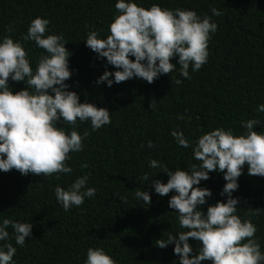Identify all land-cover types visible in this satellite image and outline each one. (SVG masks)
Instances as JSON below:
<instances>
[{"label": "trees", "instance_id": "16d2710c", "mask_svg": "<svg viewBox=\"0 0 264 264\" xmlns=\"http://www.w3.org/2000/svg\"><path fill=\"white\" fill-rule=\"evenodd\" d=\"M150 8L158 3L164 8L194 10L202 18L207 15L218 24V31L209 42L208 62L197 72L189 73L191 80L179 75L178 56L172 63L176 70L160 75L149 84L140 78H131L119 84H97L105 71L117 69L101 59L86 46L87 32L99 33L106 39L109 25L116 13L117 0H0V40L8 35L21 41L29 24L36 17L50 21L46 34H63L65 47L72 54L69 68L72 76L65 83L75 91L80 103H92L107 108L112 123L105 125L84 140L81 152L70 153L67 161L73 169L70 174L55 176L21 175L15 169L0 171V223L4 218L33 224L32 234L24 247L15 244L11 227L8 241L17 247L14 264H85L87 249L102 248L117 264H180L174 254L175 244L165 249L155 245L186 231L179 227L178 213L169 207L176 193L160 196L155 192L154 181L167 183L169 177L162 168H150L149 161L156 159L168 168L189 170L199 164L193 157L192 147L176 144L171 132L183 131L190 141L216 128L232 129L242 135L241 122L258 118L261 125L255 131L264 132V113L255 109L264 104V0H130ZM222 12L213 16L210 9ZM89 25L88 29L85 25ZM30 64L35 71L43 49L31 42H23ZM131 59H135L131 57ZM146 62V61H145ZM171 77L181 79L176 85ZM114 80V76L110 77ZM13 92L27 87L26 82L9 80ZM51 93V90H49ZM155 109L150 108V103ZM183 115L184 119H178ZM70 133L72 126L61 120L57 124ZM76 130L82 135L90 130V121L80 123ZM151 140L156 147H147ZM87 163L88 168H81ZM91 173L88 187L97 189L93 198H85L80 207L65 212L57 201L54 188L57 184L67 188L77 177ZM147 173L149 180L142 177ZM210 178L194 187L211 190L212 196L197 210L207 213L209 206L227 202L221 192L227 183L224 173L211 172ZM239 188L233 192L237 198V215L242 220L249 208L260 209L251 217L258 228L255 237L264 252V177L249 176L243 167L238 178ZM136 190L149 192L151 205L135 197ZM125 197L127 203L121 201ZM193 252L199 254L200 242L191 239ZM201 264H211L202 261Z\"/></svg>", "mask_w": 264, "mask_h": 264}, {"label": "clouds", "instance_id": "9594fccd", "mask_svg": "<svg viewBox=\"0 0 264 264\" xmlns=\"http://www.w3.org/2000/svg\"><path fill=\"white\" fill-rule=\"evenodd\" d=\"M116 14L109 25L110 34L106 39L99 38L98 31L87 32L86 46L106 58L107 63L117 70L105 71L97 84H119L131 78H140L149 84L160 75L171 74L176 70L172 63L178 56L179 75L188 80L189 73L199 71L208 62L209 42L218 31V24L205 15L203 18L194 10H175L153 3L150 8L130 0H117ZM213 16L222 12L215 7L210 9ZM50 21L36 17L31 20L27 33L21 41L11 36L12 26L7 27L8 35L0 40V171L13 169L21 175L55 176L70 174L73 169L67 161L70 153L81 152L84 140L105 125L112 123L107 108L92 103H80L79 95L69 91L65 83L72 76L69 57L65 47L68 43L64 35L46 34ZM90 26L85 25L88 29ZM23 42L31 41L43 49L35 71L30 64L28 52ZM134 57L135 59H131ZM146 61V62H145ZM114 76V80L110 77ZM26 82L27 87L13 92L9 80ZM171 82L181 85V79L171 77ZM51 90V93L50 91ZM150 103V108L155 109ZM255 111L264 113V104ZM178 119H184L180 115ZM72 126L70 133L57 124L60 121ZM80 123L90 121V130L81 135L76 128ZM261 125L258 118L241 122L246 131L234 135L232 129L216 128L202 134L196 141H190L183 131L173 130L171 136L183 148L192 147L193 157L199 164H191L189 170L176 168L172 171L166 164L156 159L149 161L150 168H162L169 179L167 183L154 181V189L160 196L176 193L169 200V207L178 213L179 227L186 231L176 235L169 233L167 239H159L155 245L165 249L175 244L174 254L180 257V264H264V252L255 237L258 228L251 217L258 216L260 209L249 208L248 219L237 215L239 200L232 194L239 188L238 178L247 165L249 176L264 177V132L255 131ZM147 147L156 145L149 140ZM84 163L81 168H88ZM224 173L227 181L221 196L227 194V202H217L209 206L207 213L197 210L212 196L207 188L194 187L210 178L211 172ZM91 173L77 177L67 190L57 184L54 188L57 201L65 212L73 206L80 207L85 198H93L97 189L88 187ZM149 180L147 173L142 177ZM135 197L151 205L149 192L136 190ZM121 201L127 203L125 197ZM9 227L13 230L15 244L24 247L26 238L32 234L33 224L4 218L0 223V241H8ZM200 242L199 254L190 258L193 248L189 240ZM17 247L6 242L0 245V264H14ZM85 264H117L102 248H88Z\"/></svg>", "mask_w": 264, "mask_h": 264}]
</instances>
